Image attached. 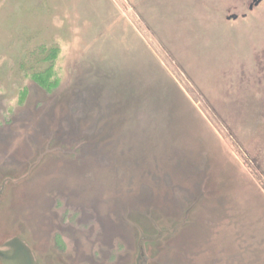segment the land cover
Instances as JSON below:
<instances>
[{
    "label": "rangeland",
    "instance_id": "374dc122",
    "mask_svg": "<svg viewBox=\"0 0 264 264\" xmlns=\"http://www.w3.org/2000/svg\"><path fill=\"white\" fill-rule=\"evenodd\" d=\"M249 2L0 0L6 264H264Z\"/></svg>",
    "mask_w": 264,
    "mask_h": 264
},
{
    "label": "water",
    "instance_id": "95a60500",
    "mask_svg": "<svg viewBox=\"0 0 264 264\" xmlns=\"http://www.w3.org/2000/svg\"><path fill=\"white\" fill-rule=\"evenodd\" d=\"M261 0H258V2H260ZM234 18H236V16L235 15H232ZM232 16H230V18L232 17ZM142 241H144V242H146V241H148V239H147V237H144L143 239H142ZM19 246L20 247H23L24 249H22V254H26V252L27 253H30V251H29V249L23 244V243H21L20 241H19ZM142 247V246H141ZM8 254V253H7ZM6 253H4V251H1L0 250V264H6V260H5V258L8 256ZM144 254V249L142 248L141 250H140V257L142 256ZM142 260L144 261V256L142 257Z\"/></svg>",
    "mask_w": 264,
    "mask_h": 264
},
{
    "label": "flooded vegetation",
    "instance_id": "af4514ba",
    "mask_svg": "<svg viewBox=\"0 0 264 264\" xmlns=\"http://www.w3.org/2000/svg\"><path fill=\"white\" fill-rule=\"evenodd\" d=\"M264 0H261L260 2H258V0H250V2H249V9L250 10H253L255 7H258V6H260V4L263 2ZM232 15H235L236 16V18H234ZM231 16V18L232 19H238V17H239V15L238 14H232ZM243 16H246V15H243ZM228 18H230V17H228Z\"/></svg>",
    "mask_w": 264,
    "mask_h": 264
}]
</instances>
